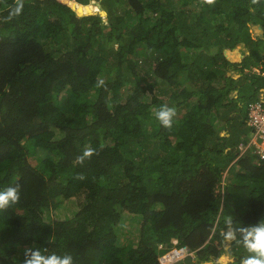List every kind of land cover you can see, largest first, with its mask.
<instances>
[{
    "label": "trees",
    "instance_id": "16d2710c",
    "mask_svg": "<svg viewBox=\"0 0 264 264\" xmlns=\"http://www.w3.org/2000/svg\"><path fill=\"white\" fill-rule=\"evenodd\" d=\"M260 95L264 0H0V190L20 189L0 211V264L33 246L76 264L172 249L176 264H241L224 234L264 220V161L239 149Z\"/></svg>",
    "mask_w": 264,
    "mask_h": 264
},
{
    "label": "clouds",
    "instance_id": "9594fccd",
    "mask_svg": "<svg viewBox=\"0 0 264 264\" xmlns=\"http://www.w3.org/2000/svg\"><path fill=\"white\" fill-rule=\"evenodd\" d=\"M204 2L211 5L215 3V0H204ZM253 2L255 3L256 0H253ZM22 7V3H18L9 12V16L5 19L10 20L18 15L21 12ZM256 103H260L264 108V95H260V99ZM155 115L162 127L170 129L173 125L174 117L176 116V109L174 107H169L168 105H162ZM221 133V136L225 135V133L223 135ZM251 135H254V133L252 132ZM254 144L249 146L253 151H255V148L258 149L256 144ZM94 155H99V151L88 146L83 150L81 155L77 156L76 159L78 163L83 165L86 160H90ZM255 156L259 163L264 161L261 160L258 154L256 155L255 153ZM75 179L84 180L86 179V176L83 173H78ZM19 201V185L14 187L9 186L4 190H0V211H6L9 207L18 204ZM224 235L227 241L242 244L249 253L248 256L241 259V264H264V220H260L256 224L248 226L235 225L232 221H229L227 231ZM186 251L189 250L187 249ZM23 256V264H76L73 256L69 253L61 255L57 254L55 251H49L48 248L41 249L35 246L26 247L23 250Z\"/></svg>",
    "mask_w": 264,
    "mask_h": 264
},
{
    "label": "rangeland",
    "instance_id": "374dc122",
    "mask_svg": "<svg viewBox=\"0 0 264 264\" xmlns=\"http://www.w3.org/2000/svg\"><path fill=\"white\" fill-rule=\"evenodd\" d=\"M252 27H253V25L250 24L249 25V32H250L251 36L254 37L253 39L256 40L257 38H262L263 34L258 36L257 34L254 35L252 33V31L254 30V28H252ZM148 125H150V124H148ZM224 133L225 132L222 131L221 134L223 135ZM155 140L156 139H153V142H156ZM254 141H255V135H251L250 139H249V142L247 144H241L239 146V149L241 150V154H243L251 144H254ZM254 152L257 155L258 154V149L255 148ZM37 157H42V155L40 153H38ZM256 160L258 161L257 158H256ZM34 162L35 161L32 160V163H34ZM233 163H235V162H233ZM157 209H159V207H157ZM122 226H121L122 227V231H121V233L118 236L119 239L121 240V242L123 244H129V245H133V246L136 245L140 227L137 228V226L135 224H133L132 222H130L128 220H126ZM243 255L244 256H248L249 255V253L247 252L246 249H245ZM183 258H184V256L181 255L177 250L172 249L170 251H167L166 255L162 256L161 264H176V263L180 262Z\"/></svg>",
    "mask_w": 264,
    "mask_h": 264
},
{
    "label": "built area",
    "instance_id": "2783aa9c",
    "mask_svg": "<svg viewBox=\"0 0 264 264\" xmlns=\"http://www.w3.org/2000/svg\"><path fill=\"white\" fill-rule=\"evenodd\" d=\"M247 124L253 129L258 155L264 160V108L260 103L249 106Z\"/></svg>",
    "mask_w": 264,
    "mask_h": 264
},
{
    "label": "water",
    "instance_id": "95a60500",
    "mask_svg": "<svg viewBox=\"0 0 264 264\" xmlns=\"http://www.w3.org/2000/svg\"><path fill=\"white\" fill-rule=\"evenodd\" d=\"M259 29L261 30V28L259 27ZM263 34V33H262Z\"/></svg>",
    "mask_w": 264,
    "mask_h": 264
}]
</instances>
